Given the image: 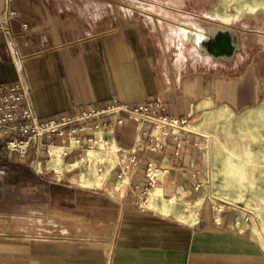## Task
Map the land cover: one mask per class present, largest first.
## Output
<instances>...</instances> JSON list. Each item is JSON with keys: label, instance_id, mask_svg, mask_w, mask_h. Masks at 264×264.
<instances>
[{"label": "crops", "instance_id": "1", "mask_svg": "<svg viewBox=\"0 0 264 264\" xmlns=\"http://www.w3.org/2000/svg\"><path fill=\"white\" fill-rule=\"evenodd\" d=\"M171 2L0 0V84L22 83L40 119L160 98L186 128L150 151L153 126L126 119L94 174L59 138L0 147V264H264L252 214L207 199L201 132L207 114L261 104L264 59L237 26L209 25L208 6Z\"/></svg>", "mask_w": 264, "mask_h": 264}, {"label": "rangeland", "instance_id": "2", "mask_svg": "<svg viewBox=\"0 0 264 264\" xmlns=\"http://www.w3.org/2000/svg\"><path fill=\"white\" fill-rule=\"evenodd\" d=\"M160 6L172 0H155ZM179 0H175V2ZM177 3V4H178ZM188 7L208 6L212 21L228 29L241 31L244 51H258L264 59V0H186ZM225 116L207 114L201 132L206 171L203 177L207 199L222 206L238 207L250 212L254 230L264 248V91L261 104L245 112L225 110ZM94 156H99L93 153ZM114 156L108 155L109 158ZM94 174L97 165L87 166Z\"/></svg>", "mask_w": 264, "mask_h": 264}, {"label": "built area", "instance_id": "3", "mask_svg": "<svg viewBox=\"0 0 264 264\" xmlns=\"http://www.w3.org/2000/svg\"><path fill=\"white\" fill-rule=\"evenodd\" d=\"M7 25V21L0 23V27L8 33ZM164 110L165 105L160 98L141 102L136 106L119 103L116 98H112L103 105H86L72 113H63L59 117L42 120L33 109L22 83H2L0 84V147L24 156L33 141L43 145L44 139L59 138L62 142L60 147L62 150L72 148L84 150L85 154L80 156V160L86 166L99 165L106 159L110 161V158L104 157L103 153L109 155V148L115 144L111 135L116 128L124 125L126 119L153 126L149 136L151 141L156 140V142L147 146L150 151L162 147L161 137L185 132V121L162 114ZM154 129L158 136L153 134ZM68 140H71V143L68 144ZM139 150V147L128 150V158L121 167L122 172L118 177H121L126 169L134 168ZM118 151L116 147L114 152L117 154ZM89 152H95L99 156L97 159H92ZM48 154L51 155L49 151ZM146 176L148 185L143 189L144 197L148 196L149 188L154 184V176L149 172ZM215 208V204H212V209Z\"/></svg>", "mask_w": 264, "mask_h": 264}, {"label": "bare ground", "instance_id": "4", "mask_svg": "<svg viewBox=\"0 0 264 264\" xmlns=\"http://www.w3.org/2000/svg\"><path fill=\"white\" fill-rule=\"evenodd\" d=\"M205 34V29H204V31L202 30V28L199 30V32L196 34V37H194L193 38V40L194 41H196L197 40V42H198V40L203 36ZM191 36V35H190ZM189 36V37H190ZM192 38V37H191ZM111 148V147H110ZM60 154H62V152L60 153Z\"/></svg>", "mask_w": 264, "mask_h": 264}, {"label": "water", "instance_id": "5", "mask_svg": "<svg viewBox=\"0 0 264 264\" xmlns=\"http://www.w3.org/2000/svg\"><path fill=\"white\" fill-rule=\"evenodd\" d=\"M228 48H229V50H231V48H232V47H231V46H229Z\"/></svg>", "mask_w": 264, "mask_h": 264}]
</instances>
